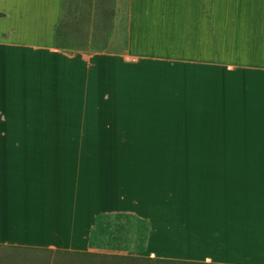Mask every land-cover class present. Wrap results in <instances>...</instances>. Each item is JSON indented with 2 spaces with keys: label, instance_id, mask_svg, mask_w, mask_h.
<instances>
[{
  "label": "crops",
  "instance_id": "1",
  "mask_svg": "<svg viewBox=\"0 0 264 264\" xmlns=\"http://www.w3.org/2000/svg\"><path fill=\"white\" fill-rule=\"evenodd\" d=\"M95 2L0 0V246L143 264H264V0H225V158L136 169H120L109 148L36 140L131 136L117 133L135 122L112 111L151 106L155 91L164 98L169 64L214 63L212 0H125L121 50L71 49L68 41H110L102 21L112 11ZM70 10L96 24L68 39ZM172 121L205 123L195 135H215L207 118Z\"/></svg>",
  "mask_w": 264,
  "mask_h": 264
},
{
  "label": "rangeland",
  "instance_id": "2",
  "mask_svg": "<svg viewBox=\"0 0 264 264\" xmlns=\"http://www.w3.org/2000/svg\"><path fill=\"white\" fill-rule=\"evenodd\" d=\"M153 0H144V4ZM84 2V1H83ZM79 4L84 14L88 4ZM101 5V8L111 9L112 19L105 26L103 31L108 32L109 42H91L83 43L79 41H68L71 49L77 48L87 52L95 50H121L124 46L125 36V0H100L95 2V7ZM109 7V8H108ZM103 8V9H104ZM116 10V13L113 10ZM71 16V10L66 16L67 24L64 27V34L71 39V34L81 33L89 30L90 23L96 24V20L84 17L74 18ZM104 14V13H103ZM114 14H116L114 16ZM62 17V15H61ZM74 22L75 26L71 25ZM88 24V25H87ZM212 25L214 30L212 53L214 63L197 66L192 62H180L169 64L165 67L166 77L165 97H150L151 106H139L135 100L132 106L119 108V114L112 111L111 116L123 114L135 123L129 124L133 129L128 133L119 132L117 134L135 135L118 138H92V139H39L36 140L38 146H69V147H95L109 148L115 154V158L120 169H136L139 164L154 165L157 163L165 164L167 168H172L174 162H202L208 157L212 162H219L225 158V155H219L221 148L225 147V0H212ZM108 29V30H106ZM78 39L84 38L76 37ZM86 38V37H85ZM98 39V36H96ZM104 39V37H103ZM134 50L143 54H151V49L144 44L136 43ZM154 55H160L161 52H155ZM157 61V60H156ZM157 65V66H156ZM154 69L161 67L156 63ZM168 65V64H167ZM150 67V64H148ZM161 67V68H164ZM160 71V72H161ZM136 78V77H135ZM152 83H161V76L155 74L150 76ZM146 80V78H145ZM163 84V83H162ZM157 95V96H156ZM161 96V95H160ZM103 101V100H102ZM149 103V102H146ZM96 111V108H86ZM108 108H101L100 115H109ZM115 110V108H113ZM122 110V111H121ZM91 114V113H89ZM133 114V115H132ZM192 116L207 118V126L212 124L213 138H203L196 136L194 126H205L200 122H174L173 118L178 120H187ZM162 118H166L164 121ZM121 119V118H120ZM141 120L148 122H140ZM124 121V120H122ZM129 122V121H125ZM138 122V123H136ZM125 123H119L118 129L125 130ZM121 127V128H120ZM129 130V128L127 127ZM190 130L194 134L190 135ZM198 129L197 131H200ZM224 131V132H222ZM18 144L27 140H16ZM31 141V140H28ZM35 140H32V142ZM188 146L208 147L213 154L208 155H188L182 150ZM105 157V156H104ZM107 157V156H106ZM133 166V167H131ZM0 264H143L140 260H127L113 257V255H78L75 253H61L42 249H11L0 246ZM147 264V263H146Z\"/></svg>",
  "mask_w": 264,
  "mask_h": 264
},
{
  "label": "trees",
  "instance_id": "3",
  "mask_svg": "<svg viewBox=\"0 0 264 264\" xmlns=\"http://www.w3.org/2000/svg\"><path fill=\"white\" fill-rule=\"evenodd\" d=\"M116 257V259L121 258V259H127V260H140L142 262V258L140 257H135V256H113Z\"/></svg>",
  "mask_w": 264,
  "mask_h": 264
}]
</instances>
